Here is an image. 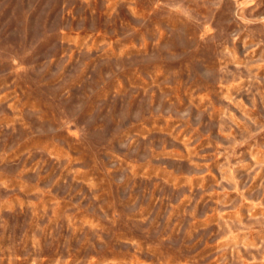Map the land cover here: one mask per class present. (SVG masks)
<instances>
[{
  "label": "rangeland",
  "instance_id": "374dc122",
  "mask_svg": "<svg viewBox=\"0 0 264 264\" xmlns=\"http://www.w3.org/2000/svg\"><path fill=\"white\" fill-rule=\"evenodd\" d=\"M0 264H264V0H0Z\"/></svg>",
  "mask_w": 264,
  "mask_h": 264
},
{
  "label": "clouds",
  "instance_id": "9594fccd",
  "mask_svg": "<svg viewBox=\"0 0 264 264\" xmlns=\"http://www.w3.org/2000/svg\"><path fill=\"white\" fill-rule=\"evenodd\" d=\"M13 63L15 64V63H17V61L14 60Z\"/></svg>",
  "mask_w": 264,
  "mask_h": 264
}]
</instances>
